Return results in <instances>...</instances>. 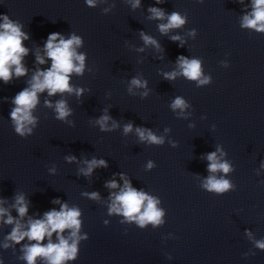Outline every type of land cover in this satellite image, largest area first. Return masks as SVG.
<instances>
[{
	"label": "water",
	"instance_id": "obj_1",
	"mask_svg": "<svg viewBox=\"0 0 264 264\" xmlns=\"http://www.w3.org/2000/svg\"><path fill=\"white\" fill-rule=\"evenodd\" d=\"M134 2L96 0L89 7L85 0H0V15L19 22L29 36L23 41L29 49L24 58L28 75L8 85L0 81V206L17 217L12 205L23 194L33 218L52 208L59 211L55 199L78 207L79 235L89 238L79 241L77 259L64 264H264V250L255 246L264 240V32L241 26L252 0H140L133 8ZM149 7L186 15V23L162 35L158 25L167 20L151 19ZM52 32L65 39L73 33L81 37L78 51L86 55L85 71L73 74L70 82L85 91L79 98L41 94L33 111L37 126L22 138L12 125L11 100L28 86L35 68L50 67L51 61L36 64L35 54L43 55ZM142 32L161 49L145 45ZM173 35L181 40L171 41ZM179 56L200 59L201 78L210 75L212 82L198 87L182 75L165 79L163 73L179 72ZM134 77L146 80L147 88L130 93ZM177 96L188 104L183 112L171 108ZM61 98L72 109L67 121L74 127L55 119L54 110L44 105L45 99L55 103ZM105 109L118 125L112 131L96 124ZM128 123L133 130L125 134ZM137 127L150 129L164 143L141 142ZM209 152L231 165L229 173L216 175L235 190L216 195L202 187L210 175ZM67 156L77 159L69 163ZM94 157L105 159L108 167L85 177L79 169ZM149 161L154 164L150 169ZM120 173L132 187L160 201L163 224L142 229L109 214L111 194L123 187ZM112 179L119 186L105 187ZM94 191L98 200L84 195ZM11 230L0 223V259L27 264L21 247L34 242L6 240ZM52 239L58 242L55 234ZM5 243L11 246L6 249ZM36 264L46 262L38 257Z\"/></svg>",
	"mask_w": 264,
	"mask_h": 264
},
{
	"label": "clouds",
	"instance_id": "obj_2",
	"mask_svg": "<svg viewBox=\"0 0 264 264\" xmlns=\"http://www.w3.org/2000/svg\"><path fill=\"white\" fill-rule=\"evenodd\" d=\"M89 7L96 6V0H85ZM203 3L204 0H198ZM243 3L244 0H239ZM156 4L164 3V0H155ZM140 6V0H135L132 4L133 8ZM252 11L243 16L241 26L248 29H254L257 32H264V0H252ZM107 11V10H105ZM151 19L167 20V23L158 25L162 35H167L171 29H179L185 25L187 16L181 15L179 12L173 11L170 14L165 13L163 8L149 7ZM0 81L3 84H11L14 79H20L28 75L29 69L24 64V58L29 54V49L23 44V41L29 39L27 33L22 31V25L19 22H14L4 14L0 15ZM196 29H192L191 35L195 36ZM141 37L145 45H153L157 49H161V45L157 40L141 33ZM169 39L173 42L180 41L179 35L170 36ZM83 41L80 36L71 34L65 39L59 32H52L48 35L43 47V55L38 51L35 54V62L38 65L44 66L48 61H51L50 67L35 68L31 79L27 81V87L19 91L11 103L14 107L11 109L10 118L16 134L22 138H26L33 133V129L37 126L38 118L33 115V111L40 103V95L47 93V97H53L57 94H75L78 98L84 93L83 87L74 86L71 84L73 74L82 76L85 71L86 55L79 52ZM183 46V42H181ZM143 49H141L142 51ZM179 72L171 71L163 73L167 80H175L178 75H182L188 80L197 81V86L207 85L212 82L210 75L202 77L201 60L197 58L189 59L185 56L177 58ZM133 88H147V81L139 78H132L128 91L131 93ZM147 92L142 93L147 96ZM45 107L52 108L55 112V119L68 122L74 127V122L67 121V118L72 115V109L68 106L66 99L61 98L55 103L50 99L44 100ZM188 107V104L182 97L177 96L171 104L173 110L180 109L181 112ZM97 120L102 131H112L118 127L117 123L112 120V117L107 114V109L104 110ZM109 121H112L109 127ZM133 130V125L128 123L124 126V133L127 134ZM141 142L149 144L162 145L163 137H158L150 129L137 127L135 129ZM168 131V129H165ZM175 146V145H174ZM217 151H220L217 149ZM224 153L220 152V156ZM65 159L71 163L76 161L75 156H67ZM208 161L209 176L204 180L202 187L210 193L216 195H224L230 190H235V186L226 179L223 175L217 173H229L232 168L227 161H222L217 156V152H209L206 155ZM86 168L79 169L80 173L85 177H89L98 168H107L108 163L105 159L92 158L90 161L85 160ZM154 167V164L149 161L148 168ZM50 171H55L51 169ZM120 180L123 181V187L118 193H112V202L109 207V214L122 215L127 222H135L140 228H145L151 224L153 227L164 223L162 219L164 210L158 208L160 203L158 199L150 196L143 190H137L132 187L130 179L126 178L125 174L120 173ZM118 182L112 179L106 182L105 187L110 189L117 188ZM90 199L98 200L100 194L98 192L84 193ZM4 203L0 200V205ZM29 203L23 194L15 197V203L12 208L15 209L17 217H14L7 208L0 206V223L12 226L11 232L6 236V240L12 241L14 244H22L27 239L29 242L22 244L21 251L23 260L27 264H36L37 258H43L46 264H64L65 261H75L78 254V244L81 239L87 240V234L79 235L81 228V211L78 207H69L66 202L60 199L52 201L53 204L60 205L59 211L55 208L43 213L42 218H33L28 216ZM28 216L26 222H22ZM6 217V219H5ZM124 221H121L123 223ZM107 224V221H105ZM65 230H69L65 237ZM55 234L56 241L53 242ZM250 235V233H249ZM47 240V243L44 241ZM71 241V243H70ZM11 245L5 243L7 249ZM255 246L264 250V240L255 242ZM0 264L3 260L0 259Z\"/></svg>",
	"mask_w": 264,
	"mask_h": 264
}]
</instances>
